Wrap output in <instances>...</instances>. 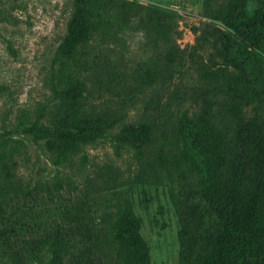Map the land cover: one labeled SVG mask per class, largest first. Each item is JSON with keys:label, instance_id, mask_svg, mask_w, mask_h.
<instances>
[{"label": "trees", "instance_id": "16d2710c", "mask_svg": "<svg viewBox=\"0 0 264 264\" xmlns=\"http://www.w3.org/2000/svg\"><path fill=\"white\" fill-rule=\"evenodd\" d=\"M113 1L71 0L67 32L50 74L59 108L46 123L31 121L27 111L19 117L35 139H45L56 164L81 144L114 137L142 151L151 139L152 124L146 118L122 121L88 107L95 66L91 43L96 35H115L131 15L156 35L175 36L177 15L123 0L124 17L114 21L107 12ZM251 1L257 2L253 9ZM205 10L212 22L192 26L190 50L177 46L167 58L174 72L198 62L218 69L232 121L226 123L210 104L194 116L179 117L190 176L179 204L178 264H264V0H223ZM1 146L0 264H16L21 254L14 245L19 241L11 237L14 228L5 224L6 211L36 200L41 188L17 177L20 146L9 140ZM46 190L52 193L50 187ZM142 224L131 202L119 201L94 216L48 224L42 235L22 239V249L45 264H154Z\"/></svg>", "mask_w": 264, "mask_h": 264}, {"label": "rangeland", "instance_id": "374dc122", "mask_svg": "<svg viewBox=\"0 0 264 264\" xmlns=\"http://www.w3.org/2000/svg\"><path fill=\"white\" fill-rule=\"evenodd\" d=\"M122 1L107 8L114 21L124 17ZM129 1L175 13L179 33L156 35L131 15L115 35H96L88 107L122 121L146 118L152 124L151 139L142 151L114 137L81 144L56 164L45 139H35L19 117L27 111L31 121L46 123L59 108L50 74L67 32L71 0H0V150L4 140L19 145V181L41 188L36 200L6 211L5 224L14 228L11 237L19 241L14 245L21 254L16 264H45L22 249V239L40 236L48 224L66 223L75 215L106 212L119 201L131 202L142 218L153 263L178 264L179 204L190 176L179 117L194 116L210 104L226 123L232 118L218 69L198 62L174 72L167 55L177 46L189 51L195 42L192 26L212 22L205 8L223 0ZM249 6L253 9L257 2Z\"/></svg>", "mask_w": 264, "mask_h": 264}]
</instances>
